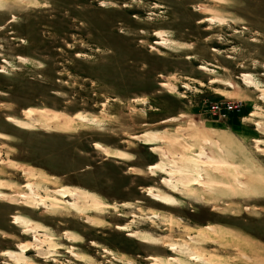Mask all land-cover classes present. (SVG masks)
Segmentation results:
<instances>
[{
    "label": "rangeland",
    "instance_id": "1",
    "mask_svg": "<svg viewBox=\"0 0 264 264\" xmlns=\"http://www.w3.org/2000/svg\"><path fill=\"white\" fill-rule=\"evenodd\" d=\"M170 257L264 264V0H0V264Z\"/></svg>",
    "mask_w": 264,
    "mask_h": 264
},
{
    "label": "bare ground",
    "instance_id": "2",
    "mask_svg": "<svg viewBox=\"0 0 264 264\" xmlns=\"http://www.w3.org/2000/svg\"><path fill=\"white\" fill-rule=\"evenodd\" d=\"M207 21H211V20H213V18H207L206 19ZM154 34H156V35H160V34H163V33H161V32H159V30L157 31V32H155ZM204 66H202L201 68H203ZM205 68V67H204ZM247 76V75H246ZM166 84V83H165ZM165 86V85H164ZM167 86V85H166ZM38 113H42V114H44V115H46V116H51V115H53L52 113H51V111L50 110H47V109H41V110H38V109H33V108H29V109H27L25 112H24V114H25V117L28 119V120H33L35 117V115L36 114H38ZM75 118H78V119H82V120H89V119H87L86 117H84L81 113H77L75 116H74ZM7 120H9V121H11V122H13V123H15V124H17V125H22L24 122L23 121H21V120H19V119H17V118H14V117H8L7 118ZM134 137H137V138H141L142 140H144V144H147V145H155L157 142H158V140H160V137H157V136H155L154 135V132L153 131H151V132H147V133H143L142 135H140V136H134ZM97 147H100V148H102V146H100V145H96ZM153 149H155L156 151H158L159 149H157V148H154V147H152ZM185 150L186 151H184L183 152V154H182V156L185 158L186 156H187V158L190 160V161H188V163L190 162V163H192L193 165L192 166H194V167H197V168H199V170H202V169H205L206 167H211L212 168V166L214 165V166H216V169H217V167L219 168V165L218 164H216L217 162L218 163H221L223 160H215V159H212V157L210 156V155H208V154H206V152H201V153H199V154H197V155H191L190 154V149L189 148H186L185 147ZM161 152H163L162 150H161ZM111 155V154H110ZM207 156H210L208 159H203V157H207ZM162 158H163V160H165V161H163V162H160V163H156V164H153V165H151L150 167L151 168H155V169H159L162 173H164L166 176H164L163 178H162V182H163V184H165L166 186H167V188L171 191L170 192V194H161V193H157V192H155V191H153V190H150L149 191V194L153 197V199L155 200V201H157V202H159V203H161V204H171V202H169V200H176V204H180L181 202H180V200H179V198L178 197H182V195L184 194V193H187V191L189 192L190 190H193L194 189V186H196V185H200L201 184V181H198V180H200V179H202V176H201V174L200 173H195L194 174V178H192V177H188L187 176V183H186V185L185 184H181V182L179 181V180H177L176 181V183L175 182H172L171 180H170V177L169 176H173V175H176V178H178V177H180V172L176 169V171H178L179 173H172V172H170V170H168L169 168L168 167H172L173 165H175L176 164V162L175 161H173V162H175V164L174 163H172V162H170V161H172V160H170V161H167L166 160V158L164 157V155L162 156ZM180 158V157H179ZM186 158V159H187ZM209 160H211V162H209L210 164H208V161ZM212 161H216V163L214 162V164H213V162ZM178 164V163H177ZM211 165V166H210ZM182 166V165H181ZM192 166H190L189 168H191ZM178 167H179V165H178ZM188 167V166H187ZM174 168H177V166L176 167H174ZM181 168V167H180ZM181 170V169H180ZM185 170V169H184ZM186 170H187V168H186ZM213 170H214V168H213ZM224 171L225 169H222V166L220 167V169L218 170V171ZM175 171V172H176ZM182 171V170H181ZM215 171V170H214ZM206 172H208V171H206ZM225 172H226V170H225ZM224 172V173H225ZM222 173V172H221ZM223 173V174H224ZM182 175H184V173L182 172L181 173ZM217 175V174H216ZM214 180V179H213ZM238 180V179H237ZM217 181V180H216ZM225 181V180H224ZM223 182V181H222ZM237 182V181H236ZM221 184V183H220ZM237 185H238V187L241 189L242 187H245V184L243 183V182H241L240 180H238V182H237ZM26 187H28V188H30L31 189V191H32V188H31V185H30V183H27V186ZM191 188V189H187V188ZM205 187H207V188H209V186H205ZM226 190H227V188H226ZM63 193H65L66 194V196L67 197H71V198H73V199H77L78 201H80V200H82V198H84V196H83V194H80L79 192H77V191H75V190H73V189H70V188H66L65 190H64V192ZM174 193H176V195L174 194ZM175 196H176V198H175ZM186 199V198H185ZM199 199V198H198ZM44 202H42L41 201V204H43ZM124 205V204H123ZM44 206V205H43ZM125 207H127V205H124ZM100 207H103V206H100ZM128 207H130V206H128ZM177 207V206H176ZM133 216V215H132ZM88 221H90V219L88 220ZM14 223H16V224H20V225H24V226H27L28 224H27V222H26V220L25 219H22V218H19V217H16L15 218V220H14ZM129 226L130 225H124V226H120V229H123V230H126V229H130L129 228ZM208 229H213V228H211V226H208ZM25 230H27V231H29V229H25ZM134 235H136V236H138V238H140V239H142V238H145V235H142V234H140V233H135ZM94 245H96V244H94ZM165 246L169 249V250H173V251H176V245H174L173 243H171V242H168V243H165ZM29 246L28 245H23L22 246V249L23 250H26L27 248H28ZM5 256H7V257H11L12 256V254L11 253H9V252H5V253H3ZM155 261H157L158 263H161V264H170V261H174L175 259L173 258V257H170V258H166V259H164V258H162V259H160V258H153ZM156 262V263H157ZM155 264V263H154Z\"/></svg>",
    "mask_w": 264,
    "mask_h": 264
}]
</instances>
